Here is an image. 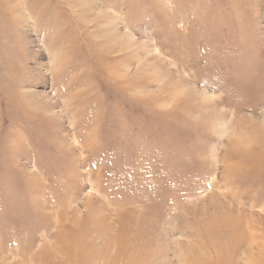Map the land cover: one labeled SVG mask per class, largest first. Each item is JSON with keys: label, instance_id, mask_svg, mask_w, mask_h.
I'll list each match as a JSON object with an SVG mask.
<instances>
[{"label": "rangeland", "instance_id": "obj_1", "mask_svg": "<svg viewBox=\"0 0 264 264\" xmlns=\"http://www.w3.org/2000/svg\"><path fill=\"white\" fill-rule=\"evenodd\" d=\"M0 264H264V0H0Z\"/></svg>", "mask_w": 264, "mask_h": 264}]
</instances>
